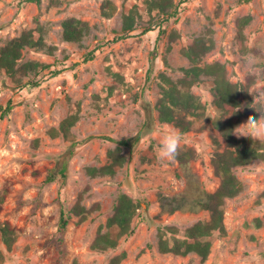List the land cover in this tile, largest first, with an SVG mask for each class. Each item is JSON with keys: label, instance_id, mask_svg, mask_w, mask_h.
Returning <instances> with one entry per match:
<instances>
[{"label": "rangeland", "instance_id": "374dc122", "mask_svg": "<svg viewBox=\"0 0 264 264\" xmlns=\"http://www.w3.org/2000/svg\"><path fill=\"white\" fill-rule=\"evenodd\" d=\"M59 1L53 5L49 0L39 4L0 0V45L39 23L47 30V43L56 48L52 54L25 49L22 60L64 68L76 63L53 77L47 70L39 72L33 77L37 86L20 89L0 69V105L5 107L8 101L12 105L0 119V223L7 222L14 230L9 247L0 233V264H112L122 254L117 264H264V167L254 166L264 164V159L233 168L242 190L225 199V235L209 238L211 250L205 260L193 252L158 251L161 228L175 226L182 234L198 219H208L209 212H160L158 194H178L186 180L176 160L158 157L162 137L178 129L160 122L155 107L159 75L180 78L177 68L189 66L180 48L207 28L212 30L213 47L202 62L223 63L229 81L244 86L254 104L253 96L264 94V0H185L176 18L163 23L165 34L160 37L158 28L149 24L142 0H110L115 6L110 18L100 14L103 0ZM133 4L141 14L136 29L115 41L121 33L122 13ZM245 15L251 17L243 29L245 44L257 53L238 51L235 22ZM68 17L93 27L80 43L61 38V21ZM172 30L179 38L167 51ZM93 48L94 59L83 62L84 53ZM209 87L207 79L192 86V93L209 104L202 118L182 133L180 149L193 151L191 172L212 193L219 178L211 160L224 148V141L212 125L219 113L211 107ZM258 103L264 111V100ZM76 104L79 119L69 137L60 132L52 135L51 129H57ZM248 116L235 127V137L244 133L238 127ZM137 134L140 139L133 144ZM119 139H129L131 145L122 147L124 164L113 176L87 175L86 167L107 163L106 152ZM119 192L141 202L131 222L132 233L121 236L113 248L94 249L90 244L99 226L102 232L114 234L105 223ZM80 193L86 209L98 204L81 222L69 212ZM60 209L69 215L64 229L59 228Z\"/></svg>", "mask_w": 264, "mask_h": 264}, {"label": "trees", "instance_id": "16d2710c", "mask_svg": "<svg viewBox=\"0 0 264 264\" xmlns=\"http://www.w3.org/2000/svg\"><path fill=\"white\" fill-rule=\"evenodd\" d=\"M39 4L41 0H27ZM185 0H142L146 14L149 16V24L158 28L157 37L165 34L163 23L175 19L179 12L180 4ZM249 1V0H245ZM50 4H59V0H49ZM115 11V6L110 0H103L100 5V14L105 18H110ZM141 14L138 6L133 4L128 10L122 13L121 33L115 37V41L123 40L131 36V32L136 29L138 19ZM251 17L245 15L236 19V40L238 51L241 54L246 52L257 53L254 47L249 48L245 44L243 34L244 27L249 23ZM93 27L88 22L75 17H68L61 21V38L65 42L80 43L83 38L91 32ZM143 30H153L144 28ZM46 28L37 23L33 29H23L18 36L9 39L4 45H0V69L10 78L17 88H32L38 85V81L33 77L39 72L47 70L53 77L64 69H73L76 63H71L67 67H56L52 64L40 62L35 59L22 60L25 49L43 51L52 54L55 46L46 41ZM212 30L207 28L204 33L194 36L191 43L183 45L180 53L188 60L189 66L177 68L182 76L176 80L161 73L159 80V96L155 102L160 122L171 123L181 133L190 129L196 119L202 118L206 112L207 102L202 103L200 98L192 93V86L201 84L204 79L210 82L209 93L212 96L210 102L212 109L219 113V117L212 120V125L218 130L224 141V148L215 152L211 164L215 175L219 178V185L214 192H207L199 180L191 172L189 161L194 154L191 149H179V155L175 159L182 169V174L186 180L184 190L174 195L159 196L160 212L171 214L176 211H207L208 219H198L192 225L186 227L182 234L175 226H165L158 231L157 248L160 253H172L175 255H186L195 253L201 260H205L211 250L210 237L225 235L224 210L223 205L226 198H232L242 190L240 180L235 176L233 168L248 164L254 159H264V144L254 142L244 136L235 137L233 131L242 117L250 113L258 117L259 113L253 109L261 110L260 104H252V99L248 95L247 89L239 83H232L226 75L225 65L218 61L211 63L202 62L203 57L212 49L213 39ZM179 38L178 32L172 30L168 34L167 51L171 48V43ZM95 57V49H90L83 55V62L90 61ZM166 63V61H165ZM26 78V79H25ZM253 81L250 80L251 84ZM12 108L10 101L6 106L0 105V119ZM239 111H235L236 109ZM253 108V109H252ZM79 105L73 112L63 118L57 129L52 128V135L60 132L64 137H69L70 128L79 119ZM228 115V116H227ZM225 116H227L225 118ZM109 141L113 139L106 138ZM140 135L137 134L133 139V144L138 142ZM116 145L106 152L107 163L99 167L88 166L85 168L87 175L113 176L116 168H120L125 162L122 154V147H129V139H119L114 141ZM83 194L80 193L69 212L79 217L83 221L86 215L93 209L98 208L94 204L93 208L86 209L81 200ZM1 200V199H0ZM141 208L140 200L133 199L123 192L115 196L112 205V212L106 218V227L114 229V234L107 230L102 232L101 226L98 227L95 237L90 246L94 249L113 248L117 245L121 236H128L132 233L131 222L133 217ZM69 215L60 209L59 228L67 226ZM257 226L260 225L256 219ZM13 229L7 222L0 223V233L2 241L9 247L14 241ZM124 254L112 259V264H117Z\"/></svg>", "mask_w": 264, "mask_h": 264}, {"label": "clouds", "instance_id": "9594fccd", "mask_svg": "<svg viewBox=\"0 0 264 264\" xmlns=\"http://www.w3.org/2000/svg\"><path fill=\"white\" fill-rule=\"evenodd\" d=\"M254 97V104L264 100V94ZM253 109V108H252ZM259 113V118L255 115H249L246 121L238 128L244 129V133L238 136H244L259 144H264V111L253 109ZM235 111H239L237 108ZM183 134L179 130H171L162 137L158 148V157L161 160L174 161L179 155V149L182 145ZM254 166L264 167L260 162L255 163Z\"/></svg>", "mask_w": 264, "mask_h": 264}]
</instances>
